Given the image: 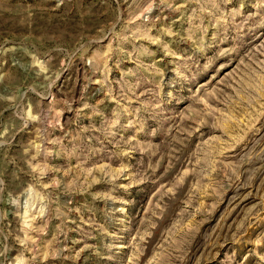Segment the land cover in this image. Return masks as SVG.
Returning a JSON list of instances; mask_svg holds the SVG:
<instances>
[{"label":"rangeland","instance_id":"rangeland-1","mask_svg":"<svg viewBox=\"0 0 264 264\" xmlns=\"http://www.w3.org/2000/svg\"><path fill=\"white\" fill-rule=\"evenodd\" d=\"M0 264H264V0H0Z\"/></svg>","mask_w":264,"mask_h":264}]
</instances>
